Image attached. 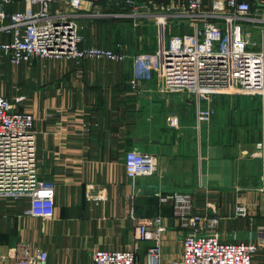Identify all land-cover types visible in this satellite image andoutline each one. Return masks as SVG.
Instances as JSON below:
<instances>
[{
	"label": "crops",
	"instance_id": "obj_1",
	"mask_svg": "<svg viewBox=\"0 0 264 264\" xmlns=\"http://www.w3.org/2000/svg\"><path fill=\"white\" fill-rule=\"evenodd\" d=\"M39 6L21 0L10 10ZM185 26L166 28L164 36L154 22L135 26L130 17L113 16L87 23L84 44L114 47L120 42L131 55L157 58L169 32L187 33ZM134 76L143 88L155 85L132 58L80 63L36 58L17 65L5 60L0 94L36 116L39 173L55 182L56 214L34 217L26 213L29 198L0 197V264H16L13 252L20 241L46 249L47 264H92L97 249H133L144 259L154 241L137 240L136 227L156 215L165 226L162 261H179L191 227L173 215L171 201L154 195L155 188L166 186L190 192L195 213L203 218L201 230L217 232L225 241H248L264 227V159L258 148L263 140L250 139L249 132L245 139L238 137L239 127L258 126L260 111L264 123V99L246 97L252 106L241 119L246 98L217 95L212 122L202 125L191 107L177 111L184 99L180 94L135 93ZM18 96L24 99L18 102ZM172 110L181 115L179 127L167 123ZM130 149L155 154L157 173L130 179L124 164ZM91 184L99 192L96 199L86 194ZM239 205L246 206V214L237 212ZM253 264H264V251L255 254Z\"/></svg>",
	"mask_w": 264,
	"mask_h": 264
},
{
	"label": "built area",
	"instance_id": "obj_2",
	"mask_svg": "<svg viewBox=\"0 0 264 264\" xmlns=\"http://www.w3.org/2000/svg\"><path fill=\"white\" fill-rule=\"evenodd\" d=\"M20 1L0 0V79L5 60L17 65L36 58L78 63L87 58H132L143 67V77L155 83L146 89L134 76V92L193 99L198 124L209 122L216 113L212 102L217 95L264 99V28L260 35L248 29L264 23V0H25L40 6L11 11L10 5ZM113 16L130 17L135 26L154 22L164 36L170 27L187 25L190 31L169 32L157 58L143 52L131 55L120 42L114 47L84 44L87 23ZM23 99L18 96L16 101ZM35 120L33 112L16 107L0 94V197L29 198L26 213L50 219L56 214V186L39 173ZM166 120L172 127L180 125V115L173 110ZM261 155L264 159V148ZM124 159L133 181L157 173L158 158L153 153L130 149ZM261 177L264 184V174ZM98 193L95 184L86 191L93 199ZM154 195L171 201L173 215L191 227L183 238L182 259L162 261L165 226L163 217L156 215L142 219L136 227L137 240L154 241L144 259L133 249H97L92 264H253L255 254L264 251V227L248 241H225L217 232L201 230L203 218L195 213L190 192L164 187L155 188ZM237 212L246 214V206L239 205ZM13 256L16 264L48 263V251L27 241L16 244Z\"/></svg>",
	"mask_w": 264,
	"mask_h": 264
},
{
	"label": "rangeland",
	"instance_id": "obj_3",
	"mask_svg": "<svg viewBox=\"0 0 264 264\" xmlns=\"http://www.w3.org/2000/svg\"><path fill=\"white\" fill-rule=\"evenodd\" d=\"M259 25H257V27H253L252 25H250L249 26V28L248 29H254V31H256L257 30V35H260V33H261V30L264 28V23H258ZM130 25V24H129ZM131 26V25H130ZM123 27V30H124V28H126V26H122ZM184 27H186L185 25H184ZM127 29V28H126ZM125 29V30H126ZM255 34V33H254ZM169 38V35L167 36V39ZM170 96H172V95H170ZM225 96H243V98H246V97H251V96H254V98H260L259 96H255V95H249V94H225ZM190 100H193V99H188V98H185V96H184V99H183V101L181 102H178L177 104L178 105H180V109L179 110H177V111H181V112H184V111H187L188 110V108H190L191 107V110L192 111H196V107H195V102H194V100H193V102H191ZM246 101H244L243 103L241 102V105H240V108H241V111H240V114H241V116H240V118L241 119H245V118H243V115L242 114H244V113H246V114H248V111H247V109H248V107L249 106H252V105H249V101L247 100V98L245 99ZM258 100L259 99H256L255 101V103L254 104H259L258 103ZM244 103H246V105L247 106H245L244 105ZM252 104V103H251ZM256 106V105H255ZM261 107H262V105H261ZM172 109H175V107H173ZM176 110V109H175ZM180 112V113H181ZM263 111H260V117H259V119H260V121H258L257 122V125L258 126H256V127H251V128H248V127H239V129H238V131H240V133H241V136L239 135L238 137L239 138H243V139H245V138H247V135H246V132H249V134H248V137L250 138V139H255V138H258L259 139V141H262L263 140V142H261L262 143V145H261V149H263L264 148V123H263V113H262ZM180 119L182 120V118H181V115H180ZM212 119H213V117L211 118V120H210V122H212ZM202 125H206L205 123H203ZM238 128V127H237ZM247 143H249V142H247ZM255 145V144H254ZM246 146H248V144H246ZM259 148V147H258ZM260 149V148H259ZM262 152V151H261ZM261 152L260 153H258V154H261ZM256 155V154H255ZM167 188H174V189H176V188H178V186H166Z\"/></svg>",
	"mask_w": 264,
	"mask_h": 264
},
{
	"label": "bare ground",
	"instance_id": "obj_4",
	"mask_svg": "<svg viewBox=\"0 0 264 264\" xmlns=\"http://www.w3.org/2000/svg\"><path fill=\"white\" fill-rule=\"evenodd\" d=\"M261 145H262V143H260V144L258 145V147H261Z\"/></svg>",
	"mask_w": 264,
	"mask_h": 264
}]
</instances>
